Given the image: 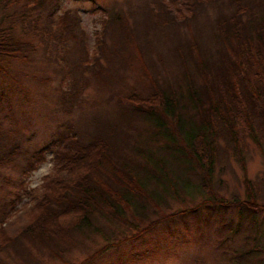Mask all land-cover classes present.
Masks as SVG:
<instances>
[{"label":"trees","instance_id":"16d2710c","mask_svg":"<svg viewBox=\"0 0 264 264\" xmlns=\"http://www.w3.org/2000/svg\"><path fill=\"white\" fill-rule=\"evenodd\" d=\"M53 2L28 0L20 8V0H0L5 19L2 22H6L0 26V70L37 49L34 41L17 32L20 21L26 34L33 32L43 39L44 34L52 33L55 44L66 46L64 52L70 53L72 43L80 44L82 59L76 65L75 92H79L82 83L87 84L85 71L90 72L112 90L109 98L115 99L119 109L114 121L96 116L90 127L76 131V136L59 133L51 139L54 167L40 188L28 195L30 208L15 209L13 203L2 202L0 197V251L12 249L24 258L33 254L32 247L41 253L47 248L51 256L65 255L71 247L66 242H74L81 229L92 226L97 210L104 206L115 216L133 207L143 223L159 213L158 207L170 208V196L182 203L185 193L207 191L206 181H210L219 154V138L224 137L242 159L240 133L257 132V127L264 129V0H141V4L127 0V9L124 4L112 9L104 20L93 56H88L78 15L67 11L56 19ZM209 7L216 12L211 37H204V30H200L198 44L188 40L183 44L179 38L186 22L198 23L200 13ZM44 8L49 13L42 25L40 14ZM55 23L58 24L53 27ZM66 37L70 43L64 42ZM164 37L175 42L176 58H181L178 61L180 70H184L181 83L163 85L152 75L149 94L144 95L135 86L126 90L128 69L139 68L138 59H142V68L148 75L145 60L151 58L154 42H161ZM209 39L218 47L211 48ZM133 46L139 51L137 56ZM139 119L150 123V135L154 132L165 138V150L191 159L190 169L200 184L193 181L187 189L173 186L166 189L167 195L162 199L156 196L153 180L142 173L147 165L152 166L150 160L133 162L132 157L136 156H128L130 152L144 154V149L135 152L129 147ZM14 138L0 126V167L14 164L22 154ZM41 155L32 151L26 158L28 166L36 168ZM199 169L204 171L202 176L198 175ZM245 183L246 197L234 195L232 202L243 209H264V204L256 202L255 183L249 179ZM206 199V203L199 201L192 209L217 202L213 193ZM177 213L180 212L171 215ZM261 246L256 243L253 250L263 251ZM104 250L91 253L78 264H91L98 251ZM238 254L236 260L240 256L246 258L250 252ZM26 260L32 262L31 258Z\"/></svg>","mask_w":264,"mask_h":264},{"label":"rangeland","instance_id":"374dc122","mask_svg":"<svg viewBox=\"0 0 264 264\" xmlns=\"http://www.w3.org/2000/svg\"><path fill=\"white\" fill-rule=\"evenodd\" d=\"M27 1L20 0V8ZM132 1L141 4V0ZM53 4L56 6V19L67 11L78 15L88 56L97 53L99 33L110 11L123 4L125 9L129 6L127 0H54ZM41 13V23L45 25L48 8ZM3 15L0 8V26L6 25V22H2L5 20ZM215 15V8L209 7L200 13L198 23L187 21L180 41L183 44L186 40L198 44L201 40L200 30H204V37H211ZM21 25L20 21L17 22V32L34 41L37 49L28 57L18 58L7 64L5 70H0V126L8 134L15 135L14 139L22 152L14 164L0 167V197L2 202L13 203L15 209L30 208L31 198L28 195L38 190L45 177L52 172L54 162L49 144L55 135L69 133L76 136L75 132L89 128L96 116L114 121L119 109L115 99L109 98L112 90L90 72L85 71L87 84L82 83L79 92H75L76 65L82 59L80 44L72 43L68 48L70 53L64 52L66 46L55 44L56 37L52 33L44 34L40 39L33 32L26 34ZM69 39L66 37L64 42L70 43ZM154 44L151 58L145 60L149 77L142 68L144 61L137 57L141 66L132 67L126 72V90L135 86L144 95L149 94L152 75L158 77L163 85L173 86L183 80L184 70L179 68L181 58H176L175 42L164 37L163 41H155ZM208 45L214 49L218 47L212 39H209ZM139 47L144 52L143 45ZM132 48L137 56V47ZM195 53L198 54L197 51ZM139 120L129 147L135 152L144 149V154L128 151V156L137 157H132L133 162L150 160L152 166L147 165L142 173L153 180L156 196L162 199L167 195L166 189L170 190L173 186L187 189L193 181L200 184L190 169L191 159L175 156L168 149L165 150V138L154 132L150 135V123ZM255 130L257 132L252 130L251 133L243 130L239 135L242 159L224 137L219 138V154L215 158V170L210 175V181H206L207 191L198 189L185 193L182 203L170 196V208L158 207L156 210L159 213L149 216L150 220L143 223L133 207L121 210L122 216L120 213L115 216L108 206H104L97 210L93 225L81 229L74 242L62 241L71 246L65 255L51 256L47 248L41 253L32 247L33 254L24 258L8 249L0 251V264H78L101 248L105 250L98 251L91 264H240L237 260L241 264H264V249L253 250L256 243L264 246V209H243L232 202L234 195L246 197L245 180L249 179L256 185V202L264 204V129L257 127ZM32 151L44 155L36 161V168L28 166L26 160ZM203 174L204 171L199 169L198 175ZM16 193L22 196H15ZM210 193L216 196L217 202H208L198 209H192L199 201L206 203ZM175 212L180 213L171 215ZM12 231L15 232V229ZM141 231V235L134 237ZM239 252L250 254L236 260ZM30 258L32 262H26Z\"/></svg>","mask_w":264,"mask_h":264}]
</instances>
